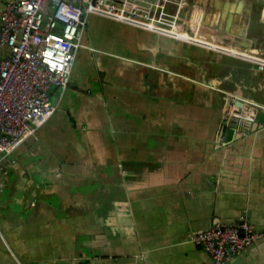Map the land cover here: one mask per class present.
<instances>
[{
	"label": "crops",
	"instance_id": "crops-1",
	"mask_svg": "<svg viewBox=\"0 0 264 264\" xmlns=\"http://www.w3.org/2000/svg\"><path fill=\"white\" fill-rule=\"evenodd\" d=\"M196 1L206 35L264 55V2ZM80 40L6 160L0 264H209L199 231L263 229L264 68L97 14ZM229 264H264V237Z\"/></svg>",
	"mask_w": 264,
	"mask_h": 264
},
{
	"label": "built area",
	"instance_id": "built-area-1",
	"mask_svg": "<svg viewBox=\"0 0 264 264\" xmlns=\"http://www.w3.org/2000/svg\"><path fill=\"white\" fill-rule=\"evenodd\" d=\"M196 4V0H6L0 10V191L9 173L7 158L57 109L50 90L56 86L65 91L69 86L81 32L91 14L254 60L264 68V55L206 35ZM261 237L264 228H256L242 215L234 222L218 221L192 240L209 253V264H229Z\"/></svg>",
	"mask_w": 264,
	"mask_h": 264
},
{
	"label": "bare ground",
	"instance_id": "bare-ground-1",
	"mask_svg": "<svg viewBox=\"0 0 264 264\" xmlns=\"http://www.w3.org/2000/svg\"><path fill=\"white\" fill-rule=\"evenodd\" d=\"M258 1V0H257ZM262 3V2H261ZM263 5V4H262ZM157 34H159V33H157ZM214 35V34H213ZM209 36V35H208ZM211 37V36H210ZM212 38V37H211ZM228 42V41H227ZM230 44V43H229ZM237 47H238V45H237ZM240 48V47H239ZM250 49V48H249ZM252 49V48H251ZM209 50V49H208ZM70 86V85H69ZM54 93V92H53ZM52 95V94H51ZM66 108V107H65ZM8 176V175H7ZM6 183V182H5ZM250 218V217H249ZM196 232V231H195ZM191 237V236H190ZM206 251V250H205Z\"/></svg>",
	"mask_w": 264,
	"mask_h": 264
},
{
	"label": "water",
	"instance_id": "water-1",
	"mask_svg": "<svg viewBox=\"0 0 264 264\" xmlns=\"http://www.w3.org/2000/svg\"><path fill=\"white\" fill-rule=\"evenodd\" d=\"M247 5H248V8H250V5H251V1L250 0L247 2ZM238 44H241V43H238Z\"/></svg>",
	"mask_w": 264,
	"mask_h": 264
}]
</instances>
